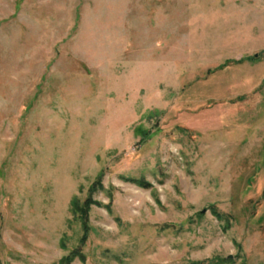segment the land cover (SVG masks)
I'll return each mask as SVG.
<instances>
[{
	"label": "rangeland",
	"instance_id": "1",
	"mask_svg": "<svg viewBox=\"0 0 264 264\" xmlns=\"http://www.w3.org/2000/svg\"><path fill=\"white\" fill-rule=\"evenodd\" d=\"M0 264H264V0H0Z\"/></svg>",
	"mask_w": 264,
	"mask_h": 264
},
{
	"label": "trees",
	"instance_id": "2",
	"mask_svg": "<svg viewBox=\"0 0 264 264\" xmlns=\"http://www.w3.org/2000/svg\"><path fill=\"white\" fill-rule=\"evenodd\" d=\"M135 182H138V181L135 180ZM138 183H139V182H138ZM71 205H72V207H71V211H72L73 213L77 212V211H78V201H77V199H73ZM81 220H82V222H83V226L85 227L84 220H83V219H81ZM74 253H75V252H72V253L69 255V258H71V256H72Z\"/></svg>",
	"mask_w": 264,
	"mask_h": 264
}]
</instances>
